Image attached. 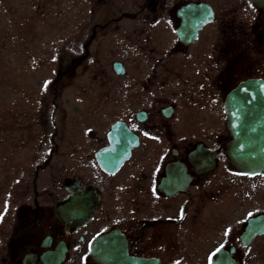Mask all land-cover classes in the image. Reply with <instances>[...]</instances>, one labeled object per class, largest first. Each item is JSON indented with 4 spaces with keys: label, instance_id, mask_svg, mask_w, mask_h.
<instances>
[{
    "label": "flooded vegetation",
    "instance_id": "1",
    "mask_svg": "<svg viewBox=\"0 0 264 264\" xmlns=\"http://www.w3.org/2000/svg\"><path fill=\"white\" fill-rule=\"evenodd\" d=\"M124 2L94 22V31L120 29L136 18L152 66L121 60V112L109 124L122 121L121 143L97 155L110 145L108 128L93 135L94 148L76 149L55 219L42 223L47 211L36 209V230L19 237L13 264H53L42 254L59 244L57 264H209L210 256L212 264H264V171H243L226 153L227 96L264 77V0H136L134 11ZM122 152L114 170L102 166Z\"/></svg>",
    "mask_w": 264,
    "mask_h": 264
},
{
    "label": "rangeland",
    "instance_id": "2",
    "mask_svg": "<svg viewBox=\"0 0 264 264\" xmlns=\"http://www.w3.org/2000/svg\"><path fill=\"white\" fill-rule=\"evenodd\" d=\"M117 1L0 0V264H13L19 237L36 230L38 207L47 211L42 223L55 219L51 207L59 182L76 172V149L94 148L93 135L121 112L125 75L112 61L152 67L136 18L94 31L96 20L117 13Z\"/></svg>",
    "mask_w": 264,
    "mask_h": 264
},
{
    "label": "water",
    "instance_id": "3",
    "mask_svg": "<svg viewBox=\"0 0 264 264\" xmlns=\"http://www.w3.org/2000/svg\"><path fill=\"white\" fill-rule=\"evenodd\" d=\"M193 7H197L193 5ZM210 15L211 17V8ZM208 20V19H204ZM188 19H183L179 34L183 41L187 33L185 25ZM194 24V23H193ZM196 28V26H194ZM120 61H114V69L121 72L123 68ZM227 126L231 138L226 142V152L230 161L243 171L254 173L264 170V78H250L240 82L233 88L226 99ZM124 126L122 121L117 120L108 131L110 145L99 150L97 155H101L107 149H112L116 144L121 143ZM121 155L115 160L113 165H105L102 159L100 162L105 169L114 170L123 160ZM127 154V152H126ZM65 247L60 244L52 251L45 252L43 258L53 259V264L59 263L65 253Z\"/></svg>",
    "mask_w": 264,
    "mask_h": 264
},
{
    "label": "snow or ice",
    "instance_id": "4",
    "mask_svg": "<svg viewBox=\"0 0 264 264\" xmlns=\"http://www.w3.org/2000/svg\"><path fill=\"white\" fill-rule=\"evenodd\" d=\"M225 235L227 236V235H228V233H227V232H225ZM221 248H223V245H221ZM221 248H217L216 252H220ZM212 255H213V256H215V255H216V253H213ZM175 264H180V262H179V261H177V262H175ZM209 264H212V256H210V257H209Z\"/></svg>",
    "mask_w": 264,
    "mask_h": 264
}]
</instances>
